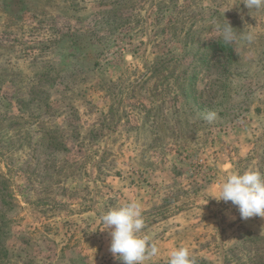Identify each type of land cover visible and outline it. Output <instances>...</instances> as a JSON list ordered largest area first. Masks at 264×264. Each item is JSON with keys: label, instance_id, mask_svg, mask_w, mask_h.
I'll list each match as a JSON object with an SVG mask.
<instances>
[{"label": "rangeland", "instance_id": "obj_1", "mask_svg": "<svg viewBox=\"0 0 264 264\" xmlns=\"http://www.w3.org/2000/svg\"><path fill=\"white\" fill-rule=\"evenodd\" d=\"M246 170L264 176V8L0 0V264H123L100 216L125 202L144 264H264V218L210 197Z\"/></svg>", "mask_w": 264, "mask_h": 264}, {"label": "clouds", "instance_id": "obj_2", "mask_svg": "<svg viewBox=\"0 0 264 264\" xmlns=\"http://www.w3.org/2000/svg\"><path fill=\"white\" fill-rule=\"evenodd\" d=\"M244 5L251 11L264 8V0H243ZM233 27L229 24L221 29L225 41L236 37ZM252 39L251 34L247 37ZM214 113L206 117L209 121ZM218 202L231 201L237 207L242 219L254 216L264 218V176L256 170L234 172L220 182L217 194L210 196ZM209 198V197H208ZM103 229L109 230L111 236L110 252L123 261V264H144L158 254L155 244H150L149 238L142 235L144 218L142 209L136 202H125L110 208L100 216ZM169 264H195L185 247H178L170 253Z\"/></svg>", "mask_w": 264, "mask_h": 264}, {"label": "trees", "instance_id": "obj_3", "mask_svg": "<svg viewBox=\"0 0 264 264\" xmlns=\"http://www.w3.org/2000/svg\"><path fill=\"white\" fill-rule=\"evenodd\" d=\"M171 25H173V24H171ZM205 43H207V42H205ZM216 42L215 41H210V43L209 44H207L206 46H204V48L205 49H208L209 47L211 48V50L212 49H218V48H221V47H216ZM232 48H233V46H231V48H230V52L231 53H233V51H232ZM87 53V52H86ZM87 55H89L88 53H87ZM95 59L97 58V57H94ZM163 58V56H161L160 57V59H162ZM174 58L175 57H172L171 59H170V61H173L174 60ZM209 59V58H208ZM207 59V60H208ZM97 61H95L94 62V65H97L98 64V59H96ZM201 60L202 61H205L206 59L204 58V55L202 54V58H201ZM177 61V60H176ZM215 62V59H212V60H209L208 61V66H211V65H213V63ZM193 77V76H192ZM194 78L195 79H197V77H196V75L194 76ZM184 88V87H183ZM31 89H34L33 87L31 88ZM35 101H33L32 100V102H29V104H33ZM47 104V103H46ZM46 106H49L48 104L46 105ZM33 108L35 109V110H39V109H41L42 110V107H41V104L40 105H38V104H34L33 105ZM2 179H4V177L2 176ZM1 178H0V180H2Z\"/></svg>", "mask_w": 264, "mask_h": 264}]
</instances>
